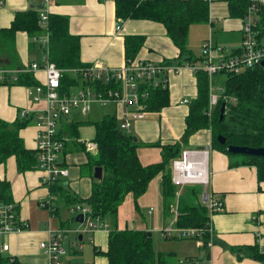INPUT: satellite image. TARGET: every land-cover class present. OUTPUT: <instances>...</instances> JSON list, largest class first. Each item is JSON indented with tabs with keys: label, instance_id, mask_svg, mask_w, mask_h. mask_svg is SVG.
I'll return each instance as SVG.
<instances>
[{
	"label": "crops",
	"instance_id": "crops-1",
	"mask_svg": "<svg viewBox=\"0 0 264 264\" xmlns=\"http://www.w3.org/2000/svg\"><path fill=\"white\" fill-rule=\"evenodd\" d=\"M215 1L210 0V20L202 25L211 24L214 27L211 18L214 11H216L215 15L218 14L214 9ZM222 1H225L223 4L226 3L228 9L221 24L223 31L219 36H215L210 29L211 34L208 35L210 39L207 40H211L216 46L225 48L231 37H224L223 33L227 35L237 33L240 43L230 52L224 51L225 54L236 53L239 52L242 43L243 18L231 17L228 0ZM0 2L1 28H9L16 13L28 9H37L40 16L44 13L48 18L50 14L69 16L70 32L80 36L81 59L85 64L98 63L105 68L124 66L127 62L125 55L127 35L145 37L136 61L147 60L161 65H177L181 62L178 59L179 49L168 35L163 23L148 19H126L120 22V18L116 16L114 0H0ZM119 25H121L120 29H118ZM40 32H43V35H49L48 26H41ZM30 36L26 31H18L11 40L3 39L0 42V69L20 73L27 70L32 63L42 62L45 49L41 44L34 40L31 41ZM202 58L194 63L203 64ZM187 64L185 62L186 66L178 73L172 72L168 75L169 105L160 111H146L143 118L133 120L131 127L126 130L137 137L139 142L137 151L144 165L162 160V147L154 145L155 143L170 144L182 140L184 136L191 103L198 96L196 72ZM33 73L40 82L46 81L43 70H34ZM209 81L212 82L210 77ZM78 84L80 88L85 87L82 80H79ZM221 86L223 84H220ZM222 93L223 90L220 89V97ZM185 100L188 101L185 102ZM46 105V99L40 102L32 101L28 86L6 84L0 87L1 119L12 123L20 118V112L23 110L32 111L30 115L33 114V119L20 130V135L25 146L34 151L38 132L34 116ZM115 105L109 114L116 115L121 127L125 121V113L130 108L123 104ZM82 115L86 114L74 110L69 116L60 120L59 134L66 139L60 161L69 168V175L61 181L67 185L74 196L86 199L90 196L93 180L96 179L94 177L95 167L88 163V153L95 155L98 149L89 152L85 148V143L94 140L95 127L87 122L78 125L77 130L76 128L73 131L68 130V127L78 121L95 122L98 120H81ZM86 127L93 129V134L88 137L83 135V132L87 130ZM208 145H213V133L210 128H204L194 132L184 144L183 149L202 148ZM240 161V157H230L213 146L209 164L211 174L209 189L224 201V208L211 215L213 234L209 236L207 243L204 241L202 244L197 240L194 244L199 255V264H261L249 254L250 247L256 244L261 251H264V181H259L256 166L242 164ZM231 163L235 165L231 166ZM43 178L44 175L37 166L20 171L15 156L0 164V180L7 179L11 182L17 215L20 220L28 223L26 229L3 236L2 240L10 245V249L2 254L18 258L21 264H108V258L104 252L108 249L109 231L112 226L107 217L102 220L107 227L90 230L85 221L81 223L76 220L74 217L76 211L71 209L73 205L62 202L52 192V187L44 183ZM131 197L133 198V194H128L125 203ZM44 202H48V207L43 205ZM138 202L140 208L151 204L154 213L157 209L156 222L162 227L160 229L166 228L167 218L169 220L173 218L166 216L164 212L162 174L157 175L150 182L147 192L139 198ZM125 203L119 206L118 216ZM177 205L178 201L175 199L173 208ZM83 206L88 207L85 204ZM80 213L81 211H78V215ZM177 214L176 209L175 218L171 223L172 227L175 226ZM74 221L80 223L81 227L72 228ZM122 224H119L117 220L119 229L132 226L128 223L120 226ZM143 228L146 229V227L139 229ZM58 230L66 231L63 245L70 250V255L64 259L68 253L67 250L58 262H52L49 255L40 251V242L48 240L50 233ZM71 232L77 233L76 241L70 239ZM84 232L90 234L89 242L91 243L87 248L84 243ZM168 243L170 245L165 246L160 252L172 256L176 244L170 241ZM202 251L204 255L200 257ZM167 263L174 264L168 261ZM196 264H198L197 261Z\"/></svg>",
	"mask_w": 264,
	"mask_h": 264
},
{
	"label": "trees",
	"instance_id": "trees-1",
	"mask_svg": "<svg viewBox=\"0 0 264 264\" xmlns=\"http://www.w3.org/2000/svg\"><path fill=\"white\" fill-rule=\"evenodd\" d=\"M116 16L126 19H148L161 22L165 25L168 35L179 49L181 60L179 65L194 63L200 60L195 57L189 47L190 28L194 24L207 23L210 20V0H114ZM250 0H228L231 17L243 18L247 12ZM259 28L264 36V7L261 11ZM40 12L37 9L18 11L9 28L0 27V42L3 39L11 40L18 31H26L30 35L41 31L39 24ZM49 30V58L52 63L64 70L59 91L70 94V86L79 83L78 70L88 67L81 59V40L79 35L70 32V18L62 14H50L48 18ZM144 36L127 35L125 37L126 61L136 59L144 44ZM203 59V58H202ZM76 70L78 73H73ZM76 74L79 79L75 76ZM223 93L218 105L210 110V81L207 72H196L198 96L192 101L190 113L186 118L187 127L182 140L161 144L162 160L157 163L144 165L138 155L139 142L134 135L120 127L116 115L107 114L101 120L78 121L68 127L71 131L77 126L90 123L95 127L94 140L98 144L95 155L88 153V163L92 167L103 168V178L93 180L92 192L86 199L74 196L67 185L62 181L52 187V192L68 205H87L91 209L90 215L104 220L112 215L113 226L109 231L108 249L104 252L108 264H169L167 257L170 254L157 253L153 248V237L147 229L117 226L118 209L128 194H133L135 206L139 209V198L147 192L150 182L162 174L163 206L166 216L172 215L175 199L178 198L175 226L206 227L210 221L208 208L203 203H183L179 188L172 180V162L178 157L190 136L204 128H210L213 133V146L224 151L230 157L240 155L242 164L257 167L259 181H264V156L234 154L228 151L230 144L264 147V66L257 65L239 74L222 73ZM84 86L96 85L97 88H115L116 83L103 85L83 81ZM23 85L35 87L40 84L33 71H23L16 78H0L2 85ZM143 88L149 93L142 98L145 111H160L170 103L169 87L144 84ZM227 101L224 117L221 119V105ZM73 112V111H72ZM33 115V114H32ZM20 118L15 122H8L0 118V164L15 156L18 169L26 171L37 164L36 150L28 149L20 135V130L32 121L33 116ZM221 134L227 138L221 144L217 137ZM63 137L61 134H59ZM64 138V137H63ZM65 139V138H64ZM84 145V144H83ZM86 148V143H85ZM234 166V163L230 164ZM0 202L14 204L11 182L0 180ZM78 204V205H77ZM84 207V206H83ZM209 234L204 238L206 242ZM172 239H183L177 236ZM207 243V242H206ZM250 257L264 264V251L256 244L250 247ZM0 264H21L18 258L2 254ZM177 264V263H174ZM178 264H196L194 260H186Z\"/></svg>",
	"mask_w": 264,
	"mask_h": 264
},
{
	"label": "built area",
	"instance_id": "built-area-1",
	"mask_svg": "<svg viewBox=\"0 0 264 264\" xmlns=\"http://www.w3.org/2000/svg\"><path fill=\"white\" fill-rule=\"evenodd\" d=\"M263 7L264 0H250L247 12L243 17L242 43L239 52L225 54L224 47L216 46L211 40H207L203 45V64H187L194 72L204 70L209 75L212 81L210 82V110L218 105L220 99V94H216L213 90V79L216 74L220 75L223 72L239 74L260 65L264 60V36L261 35L259 28ZM255 14L258 15L257 18H253ZM39 24L42 27L48 26L46 14H41ZM120 28L121 25L118 26V29ZM41 46L45 49L44 59L41 63H32L28 69L29 71L43 70L46 75L45 82L30 87V96L34 102L46 99L47 103L45 108L36 112L34 119L38 130L36 166L42 171L43 181L49 187L69 175V168L60 161L66 143V139L59 135V123L63 117L69 116L75 109L87 114L90 112L93 102H98L101 106H107L110 103L123 104L130 108L125 113V121L121 126L127 130L131 127L133 120L141 119L146 115L142 98H146L149 93L143 88V85L166 87L168 75L172 72L178 73L186 66L179 64L161 65L147 60H133L126 62L124 66L119 68H105L98 63L90 64L88 67L78 70L83 81L88 80V82L103 85L115 82L117 87L97 88L96 85H87L88 87H82L79 93L62 95L59 88L64 70L50 61L48 34L42 39ZM18 72L0 69V78H16ZM72 72L78 73L76 70ZM220 89L223 90V86ZM187 101L185 100V102ZM31 112L26 109L21 112V115L26 117ZM212 148L213 145L202 148H184L172 162V180L179 188L178 196L184 186L190 184L204 185L205 191L202 202L208 208L210 217L224 208V201L209 189L211 182L209 164ZM86 149L89 152L96 151L98 149L97 142L86 141ZM43 205L48 207V202H44ZM76 209L84 214V221L90 230L94 231L107 227V224L99 217L94 218L90 215L91 209L89 207L78 205ZM27 227L28 223L19 219L14 204L0 202V256L10 249V245L2 240L3 236L12 232H20ZM207 234H213L211 219L206 227H176L174 229L170 226L162 232L163 237L197 238L202 244ZM65 237L66 231H52L48 240L40 242V247L51 257L52 262H58L60 257L67 253V249L63 245Z\"/></svg>",
	"mask_w": 264,
	"mask_h": 264
},
{
	"label": "rangeland",
	"instance_id": "rangeland-1",
	"mask_svg": "<svg viewBox=\"0 0 264 264\" xmlns=\"http://www.w3.org/2000/svg\"><path fill=\"white\" fill-rule=\"evenodd\" d=\"M218 1V2H217ZM223 2L222 0H216L214 3V9L217 10V15H215L216 11H214L211 20H213L214 27L211 26V24H198V25H193L190 29V35H189V47L193 53V55L197 58L202 57L203 53V45L207 41V39H210L208 35L213 33V35H218L223 31L221 24L224 20L225 15H227L228 9H227V4ZM212 13V10H211ZM42 14V13H41ZM257 14L253 16V18H257ZM217 17V18H216ZM211 29V33H210ZM45 35H43V32L37 33V35H31L30 40L35 41L38 44H41L42 39L44 38ZM224 37H231L229 38V43L225 47V50L227 52H230L232 49L235 48L240 42H239V36H237V33L232 34V35H227L225 32L223 33ZM207 37V38H206ZM201 65V63L199 62ZM71 75V74H70ZM73 78L76 76L78 79L79 77L76 74L71 75ZM80 80V79H79ZM224 76L223 75H215L214 76V83H213V90L216 94H220V84H223ZM79 84L70 86V93L71 94H76L80 92V87H78ZM116 106L115 103H110L107 106H101L100 103L98 102H93L91 104V110L90 114L82 115L81 120H100L102 119L105 115L111 113L113 111V108ZM76 111L78 109H75ZM83 114V113H82ZM86 131L83 132V135L85 136H90L93 134V129L90 127H86ZM130 133V131H128ZM82 134V133H81ZM132 134V133H131ZM240 157V155H234ZM205 191V186L201 184H190L187 186H184L182 195V200L183 203H189V204H199L203 203V194ZM131 195V193H130ZM126 200V199H125ZM125 200L123 203H125ZM132 200V201H131ZM178 201V198H177ZM176 205V204H175ZM178 206V205H177ZM176 208H173L172 210V217L170 220L167 218L166 222V228H169L171 226V223L173 222L172 220L175 218L176 214ZM73 208L75 214L74 217H77L78 211L76 209V205L71 206V209ZM151 210V211H150ZM156 215H157V209L154 213L153 208H151V204L149 206H145L144 208L137 209L134 202L133 198L128 199L124 206L121 209V213L119 216L116 217V219L119 221V224H122L120 226H125L127 223L129 225H132L130 227L133 228H140V227H146V229L152 234L153 237V248L154 250L159 253L164 249L165 246L170 245L168 242H172L173 244H176V247L173 248L174 255H169L167 257L168 262L170 263H184L186 260L191 259L194 261H197L199 264L200 262L198 261L199 255L197 254V251L195 249L194 244L197 242V238H183V239H165L162 236V232L164 229H160L162 227L159 226V224L156 222ZM109 224L113 226V221H112V215H109L107 217ZM127 222V223H126ZM168 225V226H167ZM81 227V224L74 221L72 228H78ZM174 229L176 226L173 227ZM144 229V228H143ZM83 232V231H82ZM84 243L86 244L87 248L91 242H89V236L90 234L88 232H84ZM70 239L71 240H77V233L76 232H71L70 233ZM68 242V241H67ZM67 248V246L65 245ZM92 249V247H91ZM68 250L67 255H65L64 259L70 255V250ZM87 250V249H85ZM84 250V251H85ZM40 251L42 253H45V251L40 247ZM204 253L203 251L201 252V256H203Z\"/></svg>",
	"mask_w": 264,
	"mask_h": 264
},
{
	"label": "water",
	"instance_id": "water-1",
	"mask_svg": "<svg viewBox=\"0 0 264 264\" xmlns=\"http://www.w3.org/2000/svg\"><path fill=\"white\" fill-rule=\"evenodd\" d=\"M260 66H264V60L260 63ZM227 108V101H224L221 105V119L224 117L225 111ZM134 140L137 141V137L134 136ZM217 140L221 144H225L227 142V138L225 136H222L221 134L218 135ZM228 151L234 154H246V155H255V156H264V147H250V146H241V145H234L230 144L228 146ZM94 177L96 179L101 180L103 178V168L100 166H97L95 168ZM76 220L83 223L84 222V214L80 213ZM151 235V233L149 232Z\"/></svg>",
	"mask_w": 264,
	"mask_h": 264
}]
</instances>
